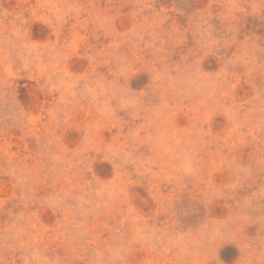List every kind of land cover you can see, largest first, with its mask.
I'll return each mask as SVG.
<instances>
[{
  "label": "rangeland",
  "instance_id": "1",
  "mask_svg": "<svg viewBox=\"0 0 264 264\" xmlns=\"http://www.w3.org/2000/svg\"><path fill=\"white\" fill-rule=\"evenodd\" d=\"M0 264H264V0H0Z\"/></svg>",
  "mask_w": 264,
  "mask_h": 264
}]
</instances>
